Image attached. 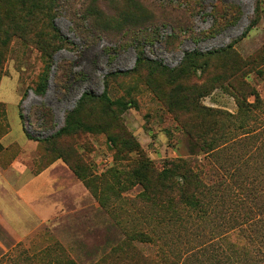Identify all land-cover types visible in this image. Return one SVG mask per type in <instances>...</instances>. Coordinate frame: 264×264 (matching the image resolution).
<instances>
[{
    "label": "rangeland",
    "instance_id": "obj_1",
    "mask_svg": "<svg viewBox=\"0 0 264 264\" xmlns=\"http://www.w3.org/2000/svg\"><path fill=\"white\" fill-rule=\"evenodd\" d=\"M96 3L55 0L54 25L69 42L60 49L45 14L29 22L17 0L0 3L2 21L16 25L0 36V218L11 227L0 224V264H264L232 203L208 197L206 214L194 213L162 202L170 195L157 184L149 199L133 177L144 158L155 176L180 159L220 196L229 185L247 202L254 180L264 193V0H98L100 14ZM85 92L110 103H87L83 127L59 136ZM211 128L229 147L217 158L200 147ZM110 136L133 137L143 154Z\"/></svg>",
    "mask_w": 264,
    "mask_h": 264
},
{
    "label": "trees",
    "instance_id": "obj_2",
    "mask_svg": "<svg viewBox=\"0 0 264 264\" xmlns=\"http://www.w3.org/2000/svg\"><path fill=\"white\" fill-rule=\"evenodd\" d=\"M3 1L5 2V0H0V3ZM17 1L20 3L21 9L25 12L26 16L28 17L27 21L34 22L35 17L40 14H45L48 17L49 25L52 31L54 32L53 39L55 40V45L58 46V49L63 48L65 45L69 44L67 39L61 35L60 31L54 25L55 14H53V7L55 5V0ZM84 5L86 6V4L83 2L81 6L84 7ZM96 7L97 13L100 14L102 10L99 8L98 0L96 3ZM234 10L235 13H237V10L235 8ZM83 11H85L89 18L93 17V10L91 6H86ZM94 12L96 13V10H94ZM122 17L127 22L138 17V14H135V12L133 11L130 14L123 15ZM14 21L15 20L13 17H11L8 21L5 22H3L0 18V36L5 30L8 31L11 28L16 29V25H13ZM111 21H113L114 26L122 24L121 19H111ZM116 31H118V29ZM131 31H133V29L128 28V32ZM94 32L96 33V31ZM38 37H40L39 43L41 44L43 51L45 53L47 52L49 55V59L52 60V45L46 44V41L43 39L42 35ZM195 55H198V53H188L186 57L187 61H189L190 57L192 58ZM137 57V65H141L144 61L142 52H139ZM157 65L162 67L161 64ZM49 67L51 68L50 65ZM113 75L118 76L119 74L115 73ZM48 81L49 75L47 73L45 74V76L42 77L41 82L37 85L35 89L37 95L44 96L47 93ZM256 98L260 105L261 100L259 99V96H256ZM96 100H105V102L110 103L109 97L106 93L102 97H98L92 92H85L81 100L79 101L77 107L67 114L65 127L60 130V132H58L57 134L60 136L61 134H64L66 132L69 133L74 131L75 129L83 127L82 111L84 110L87 103ZM118 104L122 105L123 107H126L125 103L119 102ZM239 105L242 110H250V106L246 103H240ZM0 108H2L1 104ZM41 112L43 124L49 125L51 122L49 113L44 109V107L41 109ZM21 117L23 118V116ZM206 134L210 138L203 139L202 146H200L201 149L205 151V153L215 155V158H217L221 154V152L229 148L228 146H223L225 142L220 143L219 139L216 138V136L221 134H219L215 128L209 129ZM109 139L114 143L118 150H120V147H124L128 148L130 151H136L140 156L141 154H143L140 144L131 136L127 139H123L121 143L116 142V138L112 136H110ZM74 169L77 171L78 175H82L79 169ZM203 171V169H196L195 166L190 163L188 166V164L184 160L174 159L166 162L161 172L155 176L153 173V166L151 164V161L144 158L141 160L139 168L134 171L133 177L136 181L143 185L145 189V194L149 199L152 198V196H155L153 192L157 184L163 189L168 190L170 195L167 201L162 202H169L173 205H176L175 203L178 204L179 202H187L189 203V211H192L194 213L200 211L205 213L204 209L208 205L206 204L208 197L209 203L212 201V199L215 202L219 201L225 204L226 202L232 203L234 205L233 211L235 212H233V214H236V217L233 218V223L236 225V227L238 226V231H240L242 235L249 238V240H254V242L258 243L256 244L257 253L264 257V193L262 189H260V186H263V182L260 180H254V182H251L253 183V185L250 188L246 186L248 191H250V195H246L247 199L252 203L251 205H249L248 201L239 202V200H233L231 198L233 195V188L229 185H226L223 188V196L219 195L218 189L217 194L214 193V188L217 187V185H207L204 181L205 174ZM154 177H156V179H154ZM235 178V172H232L231 180L234 182ZM83 180L87 184V180L85 178H83ZM241 191H243L242 188ZM187 192L189 194H187ZM173 193H175L176 195H173ZM233 197H235V195ZM175 211L177 210L175 209ZM133 240L137 241L138 243L144 244L152 243V240H148L145 236H143V234L137 232L136 234L134 233ZM131 263L139 264L138 261L136 262L134 260H131Z\"/></svg>",
    "mask_w": 264,
    "mask_h": 264
},
{
    "label": "crops",
    "instance_id": "obj_3",
    "mask_svg": "<svg viewBox=\"0 0 264 264\" xmlns=\"http://www.w3.org/2000/svg\"><path fill=\"white\" fill-rule=\"evenodd\" d=\"M42 177V176H41ZM8 182V180H6V178H4L2 181H0V186H5V183H7ZM9 186H10V182H9ZM32 186V185H31ZM45 189V187H41L39 190H37L36 192H33L34 194H33V196H32V198L34 199V197H36V198H41V196H42V194H43V190ZM25 201V200H24ZM3 216V215H2ZM5 223L7 226H9L10 227V221H8L7 220V218L5 219L4 217L3 218H0V224H2V223ZM11 228V227H10ZM0 233H1V230H0Z\"/></svg>",
    "mask_w": 264,
    "mask_h": 264
}]
</instances>
